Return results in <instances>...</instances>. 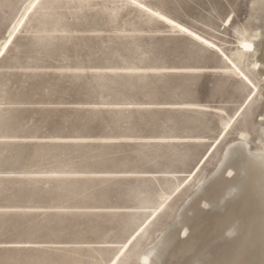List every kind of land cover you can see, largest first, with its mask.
I'll return each mask as SVG.
<instances>
[{
  "label": "rangeland",
  "instance_id": "374dc122",
  "mask_svg": "<svg viewBox=\"0 0 264 264\" xmlns=\"http://www.w3.org/2000/svg\"><path fill=\"white\" fill-rule=\"evenodd\" d=\"M263 124L264 0H0V264H147L200 214L163 264L216 260L237 192L195 193Z\"/></svg>",
  "mask_w": 264,
  "mask_h": 264
},
{
  "label": "bare ground",
  "instance_id": "6f19581e",
  "mask_svg": "<svg viewBox=\"0 0 264 264\" xmlns=\"http://www.w3.org/2000/svg\"><path fill=\"white\" fill-rule=\"evenodd\" d=\"M253 36H255V35H253ZM259 129L261 130L260 139H259L260 140L259 141L260 146L257 147L253 152L246 150L244 145H247V142L242 143L244 140H241L240 143H238L237 145H232L231 147L227 148L228 149L227 152L224 153V154H226L225 155L226 160L224 161V163H226L232 156L235 157L236 155H238V156L242 157L240 170L243 169L241 171H244L246 169L248 171L249 175H247L248 177H246V179L241 178V176H239V174H241V173L238 172L239 169L236 168L235 172L232 171L234 174L228 180L214 182L213 181L214 178L212 177L213 179L210 178L211 182L209 180L206 183L203 182L204 184H201L202 186L199 187V191H196V192H198V194L195 193V195H196L195 197L197 199L202 198V196L200 198V195L207 196V194H209L208 197H211L213 194L214 195L218 194V197L223 198L222 196L226 192L225 193L223 192V195H222V192H220V191L224 190L225 186H229V188L236 190L238 197L236 196L237 197L236 200H234L233 198H229V197H228L229 199L227 198V200H230V199L233 200L234 203L232 202L229 204V206H227L228 209H227V212L225 211L226 212L225 215L221 213L222 216H220V217L216 216L217 218L213 219L212 217L215 214L214 215L211 214L210 218H209V219L212 218L211 220H213V222H214L213 223L214 224L213 225L214 226L213 233L215 235V238L217 237L218 241H219V239L223 240V244H220L222 246L219 245L220 246V248L218 247L219 251L216 252L219 254V257L215 255V259L217 257L218 258L216 260H214L212 258V260H211V257H210L211 255L210 256L206 255L207 251L205 252L206 253L205 254L204 253L205 248H204V250L201 252V256L199 254V257L195 258V259L193 258L195 256H193L192 257L193 260L192 261L190 260V262L187 264H197L198 261L200 262L203 260L205 261V264H255L254 260L257 258L254 256L259 255V257L264 258V124L262 126H260ZM220 163H221V161H220ZM222 164H223V162H222ZM222 164H221V166L218 165V167L219 166L222 167ZM228 168H230V167H228ZM228 168L223 167V170L228 169ZM223 170H221V171H223ZM216 171L219 172L220 169L216 170ZM221 171L219 173H221ZM226 173H228V172H226ZM222 174H223V172H222ZM224 175H225V173H224ZM224 175H222V176H224ZM220 176L221 175H218L219 178H220ZM228 176H229V174L226 177H228ZM224 178H225V176H224ZM216 180H218V179L216 178ZM220 180H221V178H220ZM213 182H214V184H213ZM228 190H226V191H228ZM230 191H232V190H230ZM219 192H220L221 196H220ZM210 194H212V195L210 196ZM218 197L215 196V198H217V199H216V201L214 199V202H216V203L219 202V201L217 202V200H219ZM196 198L194 200L190 199L191 201L190 200L188 201L190 203L185 205L184 209L182 208L184 213L183 212H180V213L184 214V216H185L184 217L185 220L183 219L184 221H186V218H187V220L189 219L188 216H190V215H187V212H190V211L193 212L192 211L193 207H195V205H196L194 203V201L197 200ZM204 198L205 197H203V199ZM208 199L206 202H208ZM192 205H194V206L192 207ZM205 205H209V203L205 204ZM205 205L203 204L204 208H206ZM215 205H217V204H215ZM215 205H213V206H215ZM200 207L202 209V206H200ZM225 207H226V205H225ZM211 208L213 209V207H211ZM214 208L217 209V208H219V206L214 207ZM198 210H199V208H198ZM211 211L213 212L214 209ZM198 212H200V210L197 211L196 213H198ZM196 213H194V215L197 216ZM200 215H202V214H200ZM200 215H198V217H195V218H198V219H195V221L193 219V221L196 223V226H193V228H191L192 230H190V232L189 231L186 232L187 236H188L187 241H185L186 243H184L183 245L180 246L179 245L180 243L177 244V240H176V238H178V236L180 237V234H182L183 230L186 228V227L184 228V225H186V224L184 223V225H183V223H182L183 221L181 222L180 221L181 218H180L179 222L182 223V225H183L181 228L182 229L184 228L182 230V232L180 231V229H181L180 227H179L180 229H177V227H178L177 224L179 225V223H176L177 227L175 229L172 228V229H174V231L168 227L169 228L168 229L169 231L167 230L168 233L167 232L163 233L162 236L158 239V241L147 250V252L145 253V255L143 257V260L147 264H163L165 259H166V256H167L166 255L167 252L170 253V251H169L170 249H174V248L176 249L177 245L180 246L179 249L177 247V249H176L177 252L175 251L176 252L175 254L172 252L174 254V257L176 256L177 259L183 257L186 252H192L194 249H196L197 244H199L198 239L199 238L202 239L205 236L204 234L202 237L197 236L198 234L200 235V233H198L196 235V233L199 231L198 227L201 224L202 225L207 224V221H209V220H206L207 217L200 216ZM218 215H220L219 211H218ZM189 221H191V220H189ZM193 221H191V222H193ZM192 224L188 223L186 226L188 227V225H189V227H190V225L192 226ZM203 226H207L206 229L207 230L209 229L208 224L203 225ZM170 227H171V225H170ZM212 229H213V227H212ZM203 231H202V233H203ZM206 232H205V234L208 236V238H210L211 237V236L209 237L210 233L207 234ZM209 232H211V231H209ZM207 236H205V238ZM185 238H183V239H185ZM183 239H182V241H183ZM215 240H217V239H215ZM215 240L213 242H215ZM178 241L180 242L181 240H178ZM221 242L222 241L220 240V243ZM201 245H202V243H201ZM201 247H203V246H201ZM207 247H209V246H207ZM210 249L215 250L214 247L213 248L210 247ZM213 251H211V252L215 253V251L214 252ZM170 263H171V260H170ZM259 264H261V263H259Z\"/></svg>",
  "mask_w": 264,
  "mask_h": 264
},
{
  "label": "snow or ice",
  "instance_id": "6c2138e0",
  "mask_svg": "<svg viewBox=\"0 0 264 264\" xmlns=\"http://www.w3.org/2000/svg\"><path fill=\"white\" fill-rule=\"evenodd\" d=\"M153 15H156V13H153ZM159 18H160L161 20H163V19H164V16H162V15H161ZM168 23H172V21H171V20H169V21H168ZM182 30H183V29H182ZM185 31H186V30H185ZM189 35H191V33H189ZM196 39H197V40H199V39H200V37H199V36H197V37H196Z\"/></svg>",
  "mask_w": 264,
  "mask_h": 264
}]
</instances>
